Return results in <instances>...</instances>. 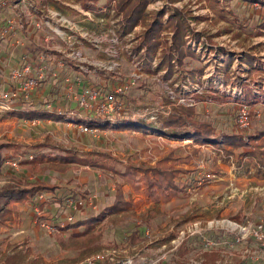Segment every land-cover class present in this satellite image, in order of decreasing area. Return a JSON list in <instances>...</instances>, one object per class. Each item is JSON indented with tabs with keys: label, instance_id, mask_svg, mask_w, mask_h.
I'll use <instances>...</instances> for the list:
<instances>
[{
	"label": "rangeland",
	"instance_id": "rangeland-1",
	"mask_svg": "<svg viewBox=\"0 0 264 264\" xmlns=\"http://www.w3.org/2000/svg\"><path fill=\"white\" fill-rule=\"evenodd\" d=\"M10 2H15L22 8L28 2L32 6L31 12L40 13L49 8L91 31H108L107 36L113 31L121 36L124 51L120 72L123 79L128 78L134 71L130 53L135 54L137 60H144L147 66H153V73L147 70L145 79L127 93L131 103L125 117L135 118L137 122L157 129L158 125L146 123L149 112L165 107L169 112L166 117L168 118L173 108L182 106L196 108L203 121L215 123L222 130L255 134L264 129V5L262 7L259 3L250 4L246 0H149L146 20L137 25L131 33L122 36L119 32L123 16L117 14L113 6L108 7L106 0L98 3L94 12L85 9L79 0ZM42 2L45 3L44 6ZM163 10L166 11L163 17L165 30L160 38V46L148 60L146 49L136 52V47L143 40L155 16ZM176 11L187 18L193 32L202 34L199 42L187 37L188 46L201 55V62L193 61L186 68H205L203 76L195 81H191L187 76L182 78L175 62L172 78H167L168 68L159 69L164 54L173 44L174 32L167 24L170 14ZM9 12L11 15L16 14L13 8L7 6L5 13ZM204 45L207 47H203ZM89 48L86 56L91 63L105 62L106 58L102 53ZM17 52V48L12 50L15 56ZM253 59V65L247 62ZM65 68L60 79L48 76L42 88L48 92L50 86H56L58 90L54 102L49 103L52 106L50 110L56 109L54 112L65 115L67 119L78 118L84 121L89 118V114L81 111L75 102L76 96L83 90L79 87V80H83L86 85L92 84L98 92V87L103 86L105 80L96 74L84 79L76 68L73 69L68 64ZM164 72V80L170 89H174L176 84L188 85L185 97L189 103L193 101V106L175 104L169 100L166 86L158 81ZM65 80L70 81L67 83L72 86V90H68ZM234 89L243 92V98H247L245 105L251 113L250 128L245 131L240 128L238 122L240 102L231 96ZM47 96L48 94L44 96L43 103L46 102ZM252 97H255L254 101H250ZM7 112V115H12L13 111ZM3 119L0 117V123ZM38 120L41 123L36 126L27 118L21 123H16L15 128L13 125L0 126V144L18 145L31 152L36 146L45 145L41 152L51 154L64 149L84 158H98L99 154L104 153L115 160L119 168L127 162L138 166L144 163L156 166L172 150L182 157L191 156L198 150L199 153L192 163L182 167L195 172L199 181L193 182L191 175L184 176L183 180L189 183V188L183 198L173 199L169 203L161 202L159 205L149 200L144 190L139 191L130 185V191L125 197L133 204L131 215L125 218L109 216L95 227L94 234L100 238L96 245H99L100 250L87 254L81 253L82 249L77 250L78 252H67L54 243L51 235L41 231L40 238H23L11 243L8 248L1 244L0 259L8 250H13V246L20 244L23 252L27 251L29 255L28 262L35 264H80L91 255L113 248L120 251V259L137 253H145L155 259L160 253L167 252L166 261L160 264H202L205 251L217 252L220 258L218 264H264V245L252 237L245 239L239 231L241 227L251 226V229H257L264 221V180L246 175L243 169H239L240 150L236 151L234 159L231 157V162H228L222 150L210 144L199 149L192 140L171 139L159 131L144 133L135 129L122 130L117 126L93 132L91 139V134L82 131L83 133L74 140L70 134L72 131L69 121ZM11 131L13 135L9 137ZM16 159L14 161L18 163V167L6 162L2 167L0 179L10 184L14 181H28L29 176L28 179L25 178L28 174L32 177L42 176L49 182L45 183L46 185L56 188L54 192L44 193L49 195L45 206H52V214L57 218L73 215V223L87 219L92 213L99 215L109 206L120 180L117 175L106 173L101 168L70 165L63 170L64 165L47 160V166L43 168L37 167L36 163L39 162L34 159L30 164L21 163L23 157ZM30 159L32 160V157ZM221 165L229 170L225 169L223 172ZM229 178L241 179L243 182L240 186L223 182L221 187H209L215 180ZM134 194L136 198L131 197ZM139 195H142L140 199L137 198ZM85 200L94 203V208L90 211H74L68 207L70 203ZM195 224H199L197 229ZM133 225L139 228L141 240V243L135 245L129 241L134 230ZM25 229L32 234L31 221ZM124 230H130V233ZM73 255L74 257H71ZM102 264L113 263L106 260Z\"/></svg>",
	"mask_w": 264,
	"mask_h": 264
},
{
	"label": "trees",
	"instance_id": "trees-1",
	"mask_svg": "<svg viewBox=\"0 0 264 264\" xmlns=\"http://www.w3.org/2000/svg\"><path fill=\"white\" fill-rule=\"evenodd\" d=\"M101 1L103 0H79L85 9L93 12L96 10L97 4ZM106 1L108 7L113 6L116 13L123 16L122 28L121 32H119L122 36L131 33L137 25L146 20V9L149 0ZM246 1L250 4L259 3L262 7L264 5L263 0ZM113 2H115L114 5H112ZM42 5L44 6L45 3L42 2ZM98 11H100V9ZM165 13L166 11L163 10L155 16L153 22L148 26V29L143 36V40L136 47V52L146 49V57L148 60L152 58V55L160 46V38L165 30L163 24ZM167 27L172 28L174 32L173 44L169 46L164 54L159 69L164 67L168 68L167 78H172L175 71V64L173 62H175L179 68V75L182 78L187 76L191 81H195L203 76L205 68H186L191 65L193 61L201 62V55L188 46L187 37L199 42L201 41L202 34L193 32L187 18L177 11L170 14ZM203 47L206 48L207 46L204 45ZM51 54H54V52H51ZM247 62L251 65L255 63L254 59L251 61L247 60ZM148 71L153 73L151 69ZM100 76L105 80V83L103 86H99L98 89L100 91H107L109 94H114L112 86L116 82H121L122 79L113 74H101ZM56 91H58L56 90V86H52L46 102L41 104L37 109L30 108L31 110H27L26 112H14L13 114L19 115L20 118L31 120L53 119L55 121H66L67 118L64 117L65 115L61 116L57 112L47 109V106L50 105L49 103L52 101L54 102ZM123 97L126 104V114L131 101L128 99L127 95ZM254 98L255 97H252L250 101H254ZM238 101L246 104L247 98H244V100L239 99ZM100 119L101 118L89 117L86 120L81 121L78 118H73V120L79 125L84 124L92 128H98L99 130L114 127L108 121ZM126 121L117 125V128L122 130L135 129L144 133H148L149 131H159V133H162L171 139H190L198 146L210 144L212 147H217L218 150H222L225 156H227L226 159L228 158V162H231L230 158L233 157L234 159L236 151L240 150L239 157L241 162L239 169H243L246 175H252L259 180H264V129L255 134H241L230 130H222L215 123L203 121L196 108H186L182 106L173 108L172 114L168 118L162 119L159 122L160 124H158L159 127L157 129H154V127L151 128L142 122H137V119L134 118H128ZM44 147L45 145L36 146L31 152L26 148L14 144L0 145V173L3 165L7 161H14L17 160V157H23L24 160L21 161V163L23 162L25 164L33 163L32 161L34 159L41 163L45 160L58 162L59 164L64 165L63 170L67 169L70 165L90 166L93 168H101L104 172L113 173L120 178L119 181L117 180L118 182L115 188L116 193L109 206H107L99 215L92 213L85 220H80L74 223L67 222L66 226L61 230H65L69 233V239L66 240L61 236L56 238V242L63 249H82L81 253L83 254L101 249L98 244L96 245L100 239L94 234L96 225L107 219L109 216L125 218L131 215L133 204L131 200L126 199L122 189L123 185L128 184L136 189L139 185H142L148 199L153 201L156 205H159L161 202L168 203L184 193V187L181 185L184 176L191 175L193 176V182L199 181L195 177V172L182 167L183 165H190L192 163L193 158L199 153L198 150H195L191 156L187 155L185 157L177 156L175 151L172 150L169 155L159 161L156 166H151L146 163L138 166L132 162H127L126 165H122L119 168L117 162L112 160L108 154L101 153L98 158H84L76 154H71L64 149L47 154L41 152ZM3 153L7 154L4 155ZM30 156H33L32 160L30 159ZM191 186H193V184ZM55 190L56 188L54 186H49L38 181L28 182L27 180L24 184L10 183L0 187V223L4 224L7 221L12 220V205L23 204L27 201L35 203V201L40 196L44 195V193L54 192ZM133 227L134 230L129 237V241L135 245L141 243V240L139 237V228L137 225H133ZM124 232L130 233V230H124ZM203 257L202 264H218L220 260L219 254L213 251H205ZM3 264H26L25 257L20 253L8 256L5 258Z\"/></svg>",
	"mask_w": 264,
	"mask_h": 264
},
{
	"label": "built area",
	"instance_id": "built-area-1",
	"mask_svg": "<svg viewBox=\"0 0 264 264\" xmlns=\"http://www.w3.org/2000/svg\"><path fill=\"white\" fill-rule=\"evenodd\" d=\"M10 5L16 14L6 18L0 30V41L12 39L16 45L23 46L25 43L22 37H20V32L25 31L30 26L36 34L41 36V50L37 54L36 65L27 62L28 57H24V65L12 71V79L17 82V85L11 91L0 92V114L11 110L12 105L16 102L31 100L34 94L43 87L47 77L52 72L56 75L54 71L56 67L64 69L67 64L71 65L83 75L84 79L88 78L91 74H113L121 78V60L124 50L122 48L121 36L115 32L112 31L107 36L108 31H91L87 27L81 26L74 20H70L68 17L49 8L40 13L33 11L32 13V6L28 2L23 6L24 8L15 4V2ZM85 47L94 48L96 51L102 53L106 58L105 62L91 63L86 56ZM51 52L59 54V57L54 59ZM129 55L133 58L134 71L128 78H121V82H116L112 86L114 94H109L107 91L98 92L93 89L92 84L86 85L83 80H79V87H82L83 90L76 96L75 102L81 111L89 114V117L101 118L100 120L108 121L113 126H117L128 119L125 117L126 104L123 96L127 95L130 90L136 88L145 79L147 70H153V66H147L144 60H137V57H134L135 54L132 55L130 53ZM33 72L35 73L32 74ZM165 73H163V77L159 78L158 81L166 86L169 100L175 104L193 106V101L189 103L185 97L188 85L176 84L174 89H170L164 80ZM67 82L70 81L67 80ZM67 88L68 90H72V86L69 83H67ZM231 96L236 101L239 99L244 100L242 91L234 89ZM50 107L52 106L48 105L47 109H50ZM52 111L57 110L52 109ZM148 115L145 119L146 122L158 125L162 119L169 115V112L165 107H161L155 111L152 110ZM67 121L70 122V125L80 127L85 133H93L99 130L88 125H79L73 118H69ZM250 121L251 113L249 108L244 102H240L238 113L240 128L243 131L248 130L250 128ZM39 123L38 119L31 122L35 126ZM7 163L18 167V163L15 161H7ZM38 200H43V196H40ZM91 203V200H85L70 203L68 207L77 211L78 209L85 208L87 205L91 206ZM34 213L35 223L51 233L61 231L67 222H73L74 220V216L70 215L65 222L59 224L49 223L43 215V207L38 204L34 206ZM198 225L195 224V229L198 228ZM237 227L241 226L237 225ZM239 231H241L245 239L252 237L261 245H264V221L257 229H251L250 226L241 227ZM148 234L149 232H147ZM167 256L168 253L163 252L153 259L148 254L137 253L133 256L120 259V251L113 248L91 255L80 264H102L106 260L113 264H160L166 261Z\"/></svg>",
	"mask_w": 264,
	"mask_h": 264
},
{
	"label": "crops",
	"instance_id": "crops-1",
	"mask_svg": "<svg viewBox=\"0 0 264 264\" xmlns=\"http://www.w3.org/2000/svg\"><path fill=\"white\" fill-rule=\"evenodd\" d=\"M10 4H11L10 0H0V30H1V28L5 22L6 18L11 16L10 12L5 13V11L7 10V6L11 7ZM20 37H22V39L24 40L25 44L23 46L16 45L13 42L14 40H12V39L0 41V78H1L0 90L4 89V90L11 91L16 87L17 82L15 80H14V82H12V80H11L12 79V71L14 69L19 68L22 65H24V59H23L24 57H28L27 62L36 65L35 62H36L37 54L41 50V36L39 34H36L35 31L32 29V27L28 26L25 31L20 32ZM16 48H17V51H19V52H17V55L15 56L16 52L13 55L12 50L13 49L16 50ZM85 52L86 53L89 52L88 47H85ZM52 56L54 59H57V57H59V54L54 53ZM70 67L73 69L75 68L71 65H70ZM65 69L66 68L59 69L58 67H56L54 70L56 75H54V73L52 72V74H50L49 76L58 77L60 79L61 74ZM34 73L35 72H33L32 74H34ZM50 87L52 88V86H50ZM51 88H50V90H51ZM50 90H48V92H46V90H44V88H41L34 94V96L31 98V100H27V101L22 100L21 102L19 101V102H16L15 104H13L11 107V110H10V111H13L12 115H7L8 112H4L0 115V117L4 118L3 121L0 123V126H2V125H13V127L15 128L16 123H21L22 121H24L25 118H20L19 115H14L13 113L14 112H26L27 110H31L33 108L37 109L41 104H44L43 98H45L44 96H46ZM47 122L51 123V121H47ZM47 122L45 121V123H47ZM70 127H71L70 129L72 131L70 134L74 140L76 139L77 136H79L80 133H83L82 130L80 129V127H78V126L70 125ZM88 134H91V135H89L90 139L93 138L92 133H88ZM11 135H13V131H11L8 136L10 137ZM186 140H190V139H186ZM98 144H100V143L98 142ZM0 145H2V144H0ZM195 146L200 147L199 149H202L206 145H202V146L195 145ZM30 157H33V156H30ZM46 162L47 161L45 160L42 163L41 162L36 163L38 165L37 167H43L44 168L45 166H47ZM50 163H55L57 165H61L58 162H50ZM76 166H79V165H76ZM86 167H88V166H86ZM221 168L223 169L222 170L223 172L225 169H228V167H226L224 165H221ZM27 176H29L28 182L38 181V182H42L44 184L48 182L47 180L43 179L42 176H37V177L33 176L32 177L31 174H28L25 177L26 179H28ZM183 181L184 180H182L181 185H182V187H184V193L178 198H183V196L185 195V192L187 191V188H189V183L187 181H184V182ZM223 182H227V183L230 182L231 185L233 183H236V184H238V186H240L239 184L243 181L241 179H232V178L219 179V180H215L211 184H209V187H212V188L221 187V186H223ZM7 183H8L7 181L0 179V187L7 185ZM12 183H15V181ZM17 184H24V183L18 182ZM192 188L193 187L191 186V189ZM123 190H124V194L127 195L128 191H130V185H128V184L124 185ZM138 190L143 191L144 190L143 186L139 185ZM131 197L136 198L135 194L132 195ZM141 197H142V195H139V197H137V198L140 199ZM48 199H49V195L46 194L43 196V200L39 201L37 199L35 201V203L31 202V201H27V202H24L23 204L12 205V209H13L12 220L7 221L4 224L0 223V245L5 244L6 247L8 248L11 243H16L23 238L30 239V237L34 238L35 236L40 238V236H41L40 232L44 231L46 234H49L53 237L54 243L57 246H59L62 250H65L56 242V238L58 236H61V237L65 238L66 240H68L69 239V233H67L65 230H61V231L56 232V233H51L47 229H44V228H41L40 226H38L34 221L35 220L34 206L37 204L41 205L43 207V215L49 223L59 224L61 222L66 221V219L68 217L67 215L62 216L61 218H57V217H55V214H52L53 207L52 206H49V207L45 206V203L48 201ZM174 199H177V198H174ZM91 204H92L91 206L87 205L85 208H82L83 211L84 212L90 211L92 209L94 203L92 202ZM30 221H31V226L33 227L32 234H30L25 229V226L27 224H29ZM19 245L20 244H18L17 246H19ZM17 246H13L12 247L13 250L7 251V253L0 259V264L4 263V260L6 257L13 256V255L19 254V253L25 257V263L26 264H35V263L28 262V256L29 255H28L27 251L23 252V247L22 246L17 247ZM65 251H67V252H69V251L78 252L77 250H65ZM71 257H74V255Z\"/></svg>",
	"mask_w": 264,
	"mask_h": 264
}]
</instances>
